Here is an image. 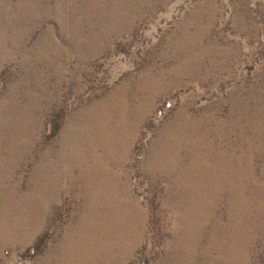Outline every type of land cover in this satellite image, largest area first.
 Returning a JSON list of instances; mask_svg holds the SVG:
<instances>
[{"label":"rangeland","instance_id":"1","mask_svg":"<svg viewBox=\"0 0 264 264\" xmlns=\"http://www.w3.org/2000/svg\"><path fill=\"white\" fill-rule=\"evenodd\" d=\"M64 263L264 264V0H0V264Z\"/></svg>","mask_w":264,"mask_h":264},{"label":"bare ground","instance_id":"2","mask_svg":"<svg viewBox=\"0 0 264 264\" xmlns=\"http://www.w3.org/2000/svg\"><path fill=\"white\" fill-rule=\"evenodd\" d=\"M97 187H99V186H97ZM90 189V188H89ZM90 192V191H89ZM97 192V191H96ZM98 195V194H97ZM90 198V197H89ZM98 198V197H97ZM100 200V199H99ZM105 201V200H104ZM96 203V202H95ZM92 204V203H91ZM138 204V203H137ZM95 205V204H94ZM133 206V205H132ZM100 209V208H99ZM90 210H91V208H90ZM94 210V209H93ZM105 212V211H104ZM93 213V212H92ZM94 217H96V216H94ZM107 217V216H106ZM96 218H98V217H96ZM88 219V218H87ZM83 221V220H82ZM102 222V221H101ZM109 223V222H108ZM94 225V224H93ZM110 227V226H109ZM122 228V227H121ZM80 229V228H79ZM102 229H104L103 227H102ZM112 230V228H109V230ZM107 230V229H106ZM95 232V231H94ZM82 241V240H81ZM88 245V244H87ZM86 245V246H87ZM92 245V244H91ZM77 247V246H76ZM80 249V248H79ZM81 253V252H80ZM101 255V254H100ZM97 258V257H96ZM61 262V261H60ZM61 263H63V262H61ZM65 264V263H64Z\"/></svg>","mask_w":264,"mask_h":264}]
</instances>
